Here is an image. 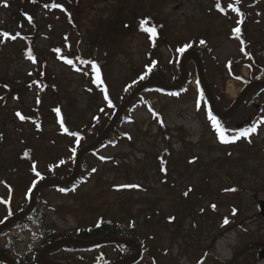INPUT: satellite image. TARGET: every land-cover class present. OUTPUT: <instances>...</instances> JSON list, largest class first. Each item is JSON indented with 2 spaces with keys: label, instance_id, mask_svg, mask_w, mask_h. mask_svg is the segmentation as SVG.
Listing matches in <instances>:
<instances>
[{
  "label": "rangeland",
  "instance_id": "374dc122",
  "mask_svg": "<svg viewBox=\"0 0 264 264\" xmlns=\"http://www.w3.org/2000/svg\"><path fill=\"white\" fill-rule=\"evenodd\" d=\"M6 2L13 1L0 0V28L27 34L3 41L0 36V72L11 87L7 93L0 90V197L7 199L2 182H10L15 190L10 205L17 213L26 202L25 187L36 178L30 161L46 178L62 179L49 169L57 170L63 157L73 170L79 148L77 137L66 133L76 130L85 136L81 147L90 144L132 91L150 83L123 111L118 126L123 136L81 155L79 172L83 166L85 182L67 194L39 190L38 222L6 232L0 246L7 244L16 256L28 253L24 264H34L31 252L39 229L69 235L102 216L123 227L133 224L144 243L140 247L132 239L140 249L135 264H264V258H256L264 250V219L257 210L264 200V90L250 91L235 114L220 122L229 138L224 143L209 119L208 103L200 98L193 62L186 61L188 76L180 82L183 52L178 49L185 44L191 45L185 50L198 52L219 111H229L242 90L257 82L251 80L258 75L257 65L246 58L250 47L233 31L238 16L222 14L214 0H20L30 2L26 8L34 15L32 22L21 24L9 17L16 11ZM53 3L62 8L51 7ZM223 3L234 5L232 0ZM256 10L258 16L248 9L252 16L245 33L256 41L255 63L264 68V0ZM144 18L162 36L149 39L140 29ZM201 40L204 47L197 50ZM29 50L35 62L28 59ZM89 62L98 67L102 83L93 82L96 72ZM159 81L181 85L164 91L166 87L153 84ZM50 85L56 100L46 89ZM55 101L67 132L54 118ZM37 115L40 119L32 121ZM252 119L260 122L256 131L233 141ZM28 147L35 151L29 160L21 158ZM8 209L0 202V219ZM119 252L103 245L76 255L60 252L59 258L62 264H93L92 259L102 256L99 264L111 258L116 263L123 259Z\"/></svg>",
  "mask_w": 264,
  "mask_h": 264
},
{
  "label": "trees",
  "instance_id": "16d2710c",
  "mask_svg": "<svg viewBox=\"0 0 264 264\" xmlns=\"http://www.w3.org/2000/svg\"><path fill=\"white\" fill-rule=\"evenodd\" d=\"M11 1V0H9ZM13 2H6V3H9L8 5L12 4V7L15 8L14 11H16V13L12 14V15H9V17L11 19H13L14 21H17V20H20V23L21 24H25V23H29V20L27 17H31V22L33 21V17L34 15L32 14L31 11H29L27 8H26V5H30V2H20V0H12ZM234 5H232L233 7H229V5H226L224 4V0H219V3L221 5V8L223 9V11H220L219 9H217L216 7V3H217V0H214L215 2V6L214 8L218 11H220L222 14H226V12H232V14H235L238 16V21H242V23H239L238 24V21H237V26L236 27H239L240 28V32L239 34H236L238 38H240L241 42L245 44L246 47H250L248 50H247V56L246 58L250 59L251 62H253V66L257 65L256 66V69L258 72V75L255 77V78H251V80H262L264 81V68H261V66H259L258 64L255 63V53H256V49L254 48L255 45L252 46V43L255 44L256 41L252 42L249 37L246 35L245 33V27L247 25L250 19V16H252L251 12L248 11V9H252V11L255 12V14H257L256 16H258L260 14V12L258 10H256V5H257V2L259 0H239V3H237V0H232ZM233 8L235 9H238V11H234ZM152 20V19H151ZM23 21V22H21ZM159 27L161 28V26L159 25ZM235 27V28H236ZM234 28V29H235ZM0 31H4V32H8L10 34V36L12 35H16L17 33L20 34V29H17V28H13V27H9V28H6V27H1L0 28ZM157 29H156V33H157ZM17 35L16 38L19 36ZM27 35V34H25ZM25 35H21L22 37L25 38ZM157 37L158 36H162V34H157L156 35ZM6 38H9L11 39L10 37H3L1 36V39L2 41ZM156 38V37H155ZM13 40V39H11ZM1 41V42H2ZM204 47V44H199L197 50H201L202 48ZM190 48V47H188ZM18 50V48H17ZM249 51V52H248ZM26 54L28 52H25ZM178 53H180L178 51ZM153 70H151L147 75L144 76L143 79L149 77L151 75ZM253 76V74H252ZM161 77V76H160ZM254 77V76H253ZM163 78V77H161ZM141 79V80H143ZM38 80V79H37ZM189 81V79H188ZM249 81V80H248ZM38 84V83H36ZM39 85V84H38ZM40 87H42V84L40 82ZM45 89V88H44ZM46 89H50L52 90V93L51 95L53 96V98H55V91L53 89H55L54 87H52L51 85L48 86ZM149 88H146L144 89V91H148ZM153 89H157V88H154ZM0 90H3L4 93H7L11 90V87L9 86V84L5 81V77L3 76V74L0 72ZM143 91V92H144ZM142 92V93H143ZM252 94V93H251ZM250 95V94H249ZM37 100H39L40 102V99H39V96L36 97ZM56 100V98H55ZM202 101H205L207 102L204 98H202ZM55 105H53L52 107V110H53V113L55 115V119L56 121L58 122V119H59V124L61 125V119H63V115H62V111H61V106H60V103H58V101H55L54 102ZM56 108H59L60 109V113L59 115H57L56 111H54V109ZM117 108V107H116ZM124 116V115H123ZM121 117L120 120L118 121V123L116 124L115 128L110 132L109 134V139H107L105 142L108 143V142H111L110 138L111 137H115L116 139H119L121 138L123 135L121 134L120 130L118 129V126L122 123V121L124 120V117ZM36 118H32V121H38L40 119V116L37 115L35 116ZM39 118V119H38ZM216 119L218 121H220L222 124L226 121L225 119H220L218 117H216ZM259 121L256 120V119H252L248 122V124L246 126H244L243 128H249L253 125L258 126L259 125ZM64 125V123H63ZM68 125V123H67ZM36 126V131H38L37 128H40L41 129V125L37 124L35 125ZM69 127V125L67 126ZM227 128H229L228 126H226ZM65 128V127H64ZM215 129V128H214ZM216 130V129H215ZM229 132L230 133H235V131L229 129ZM239 132V130H237V133ZM72 133H75L76 135H72ZM62 134V133H60ZM101 133H99L98 135H100ZM226 134V133H225ZM62 135H65V134H62ZM67 135H71V136H75L77 137V142L78 144L76 145V147H81L82 145V141H84L85 139V136L80 134L78 131H73V132H70V133H67ZM79 135V136H78ZM97 134L95 133L94 136H92L93 140L96 139L98 137V135L96 136ZM96 136V137H95ZM79 137H80V141H79ZM29 150H27L26 152L28 153L27 156L23 155V157L21 158H27V160H29L31 157H32V153H34V149L32 147H28ZM72 152H75V151H72ZM95 150H92L90 151L89 153H94ZM61 161H63V163H61ZM30 163V171L32 170V167H33V164L36 165V162L35 160H32L29 162ZM56 166L58 167L57 170H55L56 168H52V169H49V171L54 175V177H63V178H66L65 176L69 175L71 172H68L67 174H63L61 172L65 171L67 168H69V170H72V165H68L66 166V159H64L63 157L60 158L57 162H56ZM64 168V170H62L61 168ZM39 173H42L44 174L43 172H40L38 171ZM42 177V178H41ZM48 177V176H47ZM86 175L84 174L83 172V166L81 168L80 166V174L78 176V178L76 179L75 182L69 184L67 187H64V188H59L57 190H60V192L64 193V192H67V191H70L72 189H74L75 187H77L79 184L85 182L86 180ZM46 178L45 174H44V177L43 176H40V177H37L35 178V185H37L38 183H40L41 181H43L44 179ZM62 178V179H63ZM33 181L34 180H29L27 186L25 187V190H24V196L26 197V202L24 204L23 207L20 208L19 212L20 211H23L28 205H29V197L31 195V192L34 188L33 186ZM24 182V180H20L19 182L17 181V183H22ZM2 184L5 186V189H6V193H7V199L4 200L5 201H8L7 203H4V204H8L10 206L11 209H8V211L6 212V215L4 217H2L0 219V221H4L6 219H8L9 217L13 216L14 214H16L18 211H14L10 205V201H11V198L13 197L14 195V186L10 183V182H2ZM31 188V192L28 191V189ZM61 189H64V191H61ZM40 197H37V200H36V205L35 207L32 209V211L26 216V218H24L22 221L18 222L17 224H13L11 227L7 228L5 231L8 232L10 229L12 228H19L20 226L22 225H31L32 223H36L38 222V217H39V210H40V200H39ZM3 199L0 197V201H3ZM1 224V223H0ZM42 229V230H41ZM37 231V238L42 241L41 242V245L40 246H45L47 244H51V243H56L60 240H63V239H66V238H70V239H73L75 240L76 242L78 243H86V242H90V241H93L94 239H97V238H128V239H133L135 240L139 246L143 247L144 246V243H143V239L142 238H139V236L137 235L136 233V230H135V227L133 226V224H129L128 226L126 227H123L121 226L120 224H117L113 221H111L110 219H105L104 217H98L96 219V221L93 223V224H89V225H80V226H77L75 228L74 231L70 232L69 235L68 234H65L63 233L62 231H56L55 229H47V228H41ZM4 232V233H6ZM4 233H1L0 234V237L3 236ZM40 235V237H39ZM104 244H93L87 248H83V247H73L71 245H68V244H65L63 245L61 248H60V252H70L74 255L76 254H79L81 251H83V249L85 250H93V249H96L100 246H103ZM113 245L114 247L118 248L119 249V253H120V258H124V257H128L130 255H132L134 253V249L132 246L130 245H127V244H122V243H119V244H111ZM0 253H3V254H6L8 255L10 258H12L13 260H15L17 257L12 253V251L8 248V245L5 244L4 246H0ZM36 254H37V251L36 253L33 255V263H35L36 261ZM51 255H53V259H57L59 257H63V255H59V252H50ZM26 257H28V254H25L23 256H19V258H17V264H24L22 261L23 259H26ZM104 259L99 256H97L96 258L92 259V263L93 264H96V263H101ZM114 260V258H111L110 260L107 259L106 261H104V264H110L112 261ZM140 260V257H138L137 260H133L130 264H135V262L139 261ZM114 262V261H113ZM112 262V263H113ZM136 262V263H137ZM1 264H5L4 262L0 261Z\"/></svg>",
  "mask_w": 264,
  "mask_h": 264
},
{
  "label": "water",
  "instance_id": "95a60500",
  "mask_svg": "<svg viewBox=\"0 0 264 264\" xmlns=\"http://www.w3.org/2000/svg\"><path fill=\"white\" fill-rule=\"evenodd\" d=\"M187 60H192L194 65H195V69H196V73H197V77L199 79L201 88L203 90L204 96L205 98H207L209 100V103L214 111V113L219 116L220 118H229L231 117L236 110L238 109V107L240 106V104L242 103L244 97L252 90L255 89H264V81L262 82H252L250 83L248 86H246L242 92L240 93L239 97L235 100L234 104L232 105V107L230 108L229 111L227 112H219L218 109L216 108L215 104H214V100L211 94V90H210V86L208 84V81L205 78L204 72H203V68H202V62L200 57L198 56L197 53L193 52V51H187L185 52L180 60V66H181V72H182V78L180 80V82H183L186 80L187 78V72H186V61ZM149 81L141 84L140 86H138L133 92L132 94L129 96V98L127 100H125V102L118 108V110L116 111L115 115L113 116L112 120L110 121V123L107 125V127L103 130V132L100 134V136L95 139L94 141H92L90 144L82 147L79 149L78 153L76 154V157L74 159V167H73V172L71 174L70 177L63 179V180H59V179H52V180H45L44 182H42L40 185H38L33 193H32V199H31V205L25 209L23 212H21L20 214L10 218L9 220H7L5 223H3L0 226V232H2L4 229H6L9 225H11L12 223L19 221L21 219H23L33 208V206L35 205V200H36V196L38 191L43 188V187H61V186H65L71 182H73L76 177L79 174V160L81 158V155L85 152H88L92 149H94L95 147H97L98 145H100L108 136L109 133L111 132V130L114 128V126L116 125L117 121L119 120V118L121 117L123 111L129 106V104L132 102V100L136 97V95L146 87V85L148 84ZM178 83L176 85V87H172V86H165L163 83L161 82H154L153 84L156 86H164L167 88H172V89H177L178 87H180L181 83ZM150 83V82H149ZM257 210L259 212V214H261V216L264 219V200L259 201L257 204ZM96 243H122V244H128L133 246L134 250H135V254L129 258L126 259H122L117 261L115 264H126L129 263L131 260L135 259L138 257L139 254V247L138 245L129 239H118V238H105V239H98L96 240ZM63 244H72L74 246H76V243L74 241L71 240H63L57 243L56 246L54 245H49L47 247H45L41 252H40V256L38 258V263H40V261L43 259L45 253L49 250H57L60 248V246H62ZM91 243H88L87 245H90ZM86 245V246H87ZM257 259H263L264 258V250H260L257 255H256ZM2 259L8 263V264H13L11 260H9L7 257L3 256Z\"/></svg>",
  "mask_w": 264,
  "mask_h": 264
},
{
  "label": "snow or ice",
  "instance_id": "6c2138e0",
  "mask_svg": "<svg viewBox=\"0 0 264 264\" xmlns=\"http://www.w3.org/2000/svg\"><path fill=\"white\" fill-rule=\"evenodd\" d=\"M237 3H239V0H237ZM5 6H7V4L5 3ZM51 7L53 8H62V5H59V4H55L53 3L51 5ZM216 7L217 9H219L220 11H223V9L221 8V5L219 3V0H217V3H216ZM229 7H233L232 5H229ZM234 11H238V9H235L233 8ZM29 22H31V17H27ZM239 23H242V21H238V24ZM140 29L144 32H147L149 34V39L153 40L155 39L157 33H156V28L155 26H151L149 27L148 26V18H144V19H141L140 21ZM233 31L236 33V34H239L240 32V28L239 27H236L235 29H233ZM19 35V33H17L16 35H12L10 36V34L8 32H4V31H0V36H3V37H10L11 39H16V36ZM201 44H204L205 41L204 40H201L200 41ZM188 47H191L190 44H185L183 47L179 48L178 51L179 52H184L186 48ZM243 51V48L241 49ZM56 52H59L60 49H55ZM27 57L28 59L30 60H33V62H35V58L33 57L31 51L29 50L28 53H27ZM66 63L68 64H72V60H66ZM89 63H92V70L94 72H96V77H95V80L93 81L94 83H102V81L100 80V73H99V69L98 67L96 66V64L94 62H89ZM155 64V61H153V65ZM145 75H147V73H145ZM144 77L142 76L141 79H143ZM105 91V99L107 100L108 97H107V93H106V89H104ZM39 102V101H37ZM109 104H111V101H109ZM54 111H56L57 115H59L60 113V109L59 108H56L54 109ZM16 115L21 119V120H24V119H27V117L21 115L20 112H17ZM211 120H212V124L214 126V128L216 129V132L218 133V136H219V139L221 140V142H224V143H228L229 142V138L227 137V135L225 134L226 133V129L224 128V126L220 123V121H218L215 117H211ZM61 127L63 128V130L65 132H67V128H64V125H63V121H61ZM256 131V127L255 125L249 127V128H245V129H240L238 134L236 136H233L232 137V140H236V139H239L240 137H247L250 133H253ZM72 135H76L75 133H72ZM73 151H75V149H73ZM25 156L28 155L27 152L24 153ZM61 163H63V161H61ZM32 171L36 173V176L37 177H40V173L36 171V167H35V164H33V167H32ZM95 171V170H93ZM42 178V177H41ZM35 181H33V186H35ZM122 187H137L135 185H123ZM31 188L28 189L29 192H31ZM232 191H234L235 189H230ZM61 191H64V189H61ZM189 191H191V189H189ZM185 196L188 195L187 192L184 193ZM0 202H4V203H7V201H0ZM213 208H215V205H212ZM235 212V210H233ZM170 220L171 219H174L173 217H170L169 218ZM229 221L227 218L224 219V224H227ZM0 223H2V221H0ZM198 264H200V262H198Z\"/></svg>",
  "mask_w": 264,
  "mask_h": 264
},
{
  "label": "flooded vegetation",
  "instance_id": "af4514ba",
  "mask_svg": "<svg viewBox=\"0 0 264 264\" xmlns=\"http://www.w3.org/2000/svg\"><path fill=\"white\" fill-rule=\"evenodd\" d=\"M47 257V259L49 258V259H51V256H46Z\"/></svg>",
  "mask_w": 264,
  "mask_h": 264
}]
</instances>
